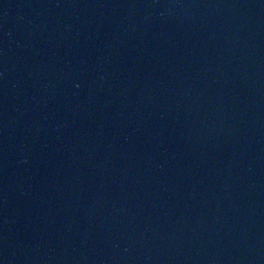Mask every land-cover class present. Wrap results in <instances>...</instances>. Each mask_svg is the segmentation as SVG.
<instances>
[{
	"label": "water",
	"instance_id": "95a60500",
	"mask_svg": "<svg viewBox=\"0 0 264 264\" xmlns=\"http://www.w3.org/2000/svg\"><path fill=\"white\" fill-rule=\"evenodd\" d=\"M0 264H264V0H0Z\"/></svg>",
	"mask_w": 264,
	"mask_h": 264
}]
</instances>
